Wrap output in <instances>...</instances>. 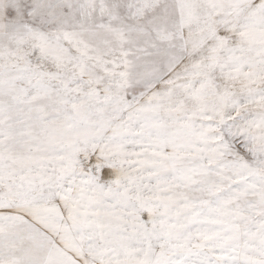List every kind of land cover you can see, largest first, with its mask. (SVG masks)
Masks as SVG:
<instances>
[{
    "label": "snow or ice",
    "instance_id": "6c2138e0",
    "mask_svg": "<svg viewBox=\"0 0 264 264\" xmlns=\"http://www.w3.org/2000/svg\"><path fill=\"white\" fill-rule=\"evenodd\" d=\"M0 264H264V0H0Z\"/></svg>",
    "mask_w": 264,
    "mask_h": 264
}]
</instances>
